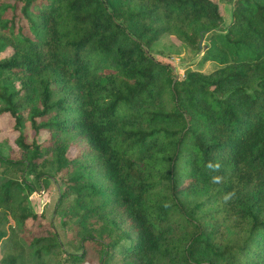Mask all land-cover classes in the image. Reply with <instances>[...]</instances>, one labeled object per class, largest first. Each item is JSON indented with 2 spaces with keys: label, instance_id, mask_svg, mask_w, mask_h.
<instances>
[{
  "label": "trees",
  "instance_id": "trees-1",
  "mask_svg": "<svg viewBox=\"0 0 264 264\" xmlns=\"http://www.w3.org/2000/svg\"><path fill=\"white\" fill-rule=\"evenodd\" d=\"M222 22L213 0H0V264H264V0ZM206 34L208 73L149 52Z\"/></svg>",
  "mask_w": 264,
  "mask_h": 264
},
{
  "label": "rangeland",
  "instance_id": "rangeland-1",
  "mask_svg": "<svg viewBox=\"0 0 264 264\" xmlns=\"http://www.w3.org/2000/svg\"><path fill=\"white\" fill-rule=\"evenodd\" d=\"M219 5L220 13L223 17L222 29L227 26L231 19L232 0H213ZM210 36L206 34L202 37V43L199 50H194L177 40L174 36L164 35L149 48V52L158 60L170 63L175 68L177 77H183L186 70H196L208 73L214 70L217 63L206 60L203 61L205 50L209 49ZM13 121L8 115L0 117V140L8 139L10 145L14 146L12 131ZM45 134L41 133L38 137L43 139ZM6 150V148H5ZM74 150L70 151V155ZM2 167L0 166V176ZM29 181L31 176L26 177ZM33 182V181H32ZM57 187L55 184L47 183L43 186L36 185L35 192L29 197V204L34 211H43L47 219L53 218L55 202L57 200ZM55 227L63 237L64 231L55 221ZM88 264V263H87Z\"/></svg>",
  "mask_w": 264,
  "mask_h": 264
},
{
  "label": "clouds",
  "instance_id": "clouds-1",
  "mask_svg": "<svg viewBox=\"0 0 264 264\" xmlns=\"http://www.w3.org/2000/svg\"><path fill=\"white\" fill-rule=\"evenodd\" d=\"M206 168L208 170H210L211 172L213 173H216V172H219L220 168H221V164L219 161H216V162H208L207 165H206ZM224 177L221 176V175H212L210 177V182L213 183V184H221L224 182ZM235 197V192H229V193H226L223 197V200L225 203L229 202L231 199H233Z\"/></svg>",
  "mask_w": 264,
  "mask_h": 264
},
{
  "label": "water",
  "instance_id": "water-1",
  "mask_svg": "<svg viewBox=\"0 0 264 264\" xmlns=\"http://www.w3.org/2000/svg\"><path fill=\"white\" fill-rule=\"evenodd\" d=\"M202 40L199 42V46L201 45ZM172 66V65H171ZM173 70L175 71V68L172 66Z\"/></svg>",
  "mask_w": 264,
  "mask_h": 264
}]
</instances>
